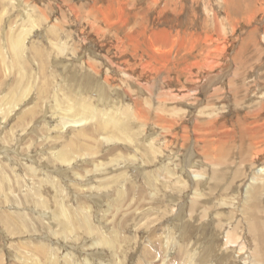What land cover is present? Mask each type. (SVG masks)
<instances>
[{
	"label": "rangeland",
	"instance_id": "obj_1",
	"mask_svg": "<svg viewBox=\"0 0 264 264\" xmlns=\"http://www.w3.org/2000/svg\"><path fill=\"white\" fill-rule=\"evenodd\" d=\"M57 95L88 103L83 122ZM262 130L264 0H0V264L264 258V192L249 189L264 170ZM206 131L225 133L223 151L206 157L195 141ZM84 133L86 155L61 164ZM61 205L70 221L54 217ZM101 237L114 248L92 247Z\"/></svg>",
	"mask_w": 264,
	"mask_h": 264
},
{
	"label": "bare ground",
	"instance_id": "obj_2",
	"mask_svg": "<svg viewBox=\"0 0 264 264\" xmlns=\"http://www.w3.org/2000/svg\"><path fill=\"white\" fill-rule=\"evenodd\" d=\"M236 3V2H235ZM227 4H231V3H227ZM246 7V6H245ZM228 8L230 9L231 8V6L230 5H228ZM236 10H237V8H236ZM239 10V9H238ZM242 11V10H241ZM237 13H238V11H236ZM243 15V14H242ZM248 16V15H247ZM29 33L28 32H25L24 34H20V36H14V39L13 38H11V40H9V41H11L12 42V44H13V47L15 48L14 50H18L19 52H20V49H23L24 47V41L26 40V38H27V35H28ZM16 38V39H15ZM21 47H23V48H21ZM22 51V50H21ZM59 52H60V50H59ZM16 53H17V51H16ZM109 79V78H108ZM25 89V88H24ZM151 95V94H150ZM55 99L57 100V104H56V109H63L64 111H63V114H67V115H69L72 119H75V120H80V122H76L75 120H70L71 122H73L74 124H78V123H81V122H83L82 121V118H79V119H77L76 117L78 116V114H80L81 115V113H84V112H90L89 110H90V107H89V105H88V103H86V102H80L79 104H73V102H72V98L71 97H65V98H60L58 95L57 96H55ZM2 100V99H1ZM17 100V99H16ZM59 104V105H58ZM14 105V104H13ZM62 106H65V109L62 107ZM140 106H141V103H140V101L139 100H137V102H136V109H137V115L140 117V118H143V119H145V120H148V119H150L152 116H150L152 113H150L149 111H142V110H139V108H140ZM263 109V107L261 108V110ZM160 111V110H159ZM164 111V110H163ZM263 112V111H262ZM66 115V116H67ZM68 116V117H69ZM249 116V115H248ZM156 117V116H155ZM156 118H158V117H156ZM163 118H165V117H163ZM115 119L116 118H114V116L113 117H110V121L109 120H107V121H102V123L101 122H99L97 125H98V128H96V130L92 133L93 134V138H95L96 137V134H100V132L101 131H103V130H105V128L106 127H108V125H107V123L108 122H112L113 124H115ZM152 119V118H151ZM160 119L161 118H158L157 120L158 121H160ZM156 120V119H155ZM161 120H163V119H161ZM211 121V120H210ZM70 122V123H71ZM160 123V122H159ZM107 125V126H106ZM116 125V124H115ZM70 126H71V124H70ZM208 126H209V124H208ZM207 126V127H208ZM65 127H68V126H66V124L65 125H63V130L64 129H66ZM173 127H174V124L173 123H170V125L168 126V130L170 131V130H172L173 129ZM196 127H198V125L196 124ZM247 127V126H246ZM120 129V127H117L116 128V130L118 131ZM220 130V129H219ZM85 131V130H84ZM212 131V130H211ZM216 131V130H215ZM240 131H241V129H240ZM249 131V130H248ZM247 131V132H248ZM264 130H262V132H263ZM171 132V131H170ZM173 132V131H172ZM223 133H224V131H222ZM221 132V133H222ZM258 132V130L257 131H252L251 130V133L252 134H249V136L251 137L250 139H252V141H253V146H255V144H257V143H259V142H261V141H257V140H254L255 138H256V136H257V134L259 133H257ZM121 133H124L123 131L121 132ZM198 133V132H197ZM203 133V132H202ZM217 133V132H216ZM227 133V132H226ZM173 134V133H172ZM175 134V133H174ZM230 134V133H229ZM247 134V133H246ZM245 134V135H246ZM171 135V134H170ZM179 135V134H178ZM219 135V134H218ZM244 135V136H245ZM174 136H176V134L174 135ZM199 136V137H198ZM197 136V139L195 140L197 143H199V142H202V143H205L206 144V146L205 147H208L209 149H203V152L206 154V157H209L210 155H212L211 154V152H213V153H216V152H219L220 150H222L223 151V147H221L222 145H225L226 144V142H227V138H226V135H225V133H224V135H222V136H220V137H217V138H215L214 137V135H213V132H208V131H206V135H198ZM208 136H211L210 137V139H208L207 137ZM81 137H87V135H85V133L84 134H82L81 135ZM115 136H113V137H109V138H104V140H106L107 142H111L112 140H113V138H114ZM90 138V137H89ZM89 138H86V144H80V146H78V148L77 149H75V148H72L71 146H67V147H65V149H63V151H62V153L60 154L59 153V157H58V159H59V162L61 163V164H63L64 166L65 165H68V166H72L73 164H74V162L76 161L75 159L78 157V156H85L86 155V153H84L85 151H87L88 150V146L86 147V145H89L88 143H87V140L89 139ZM101 138V137H100ZM120 141H122V140H126L124 137H122L121 135H120ZM168 138V137H167ZM185 139H186V137H184ZM175 139V138H174ZM102 140H103V137H102ZM171 140V139H170ZM90 141V140H89ZM174 141V140H173ZM95 142V141H94ZM113 142H115V140H113ZM170 143H172V142H170ZM169 145V144H168ZM171 145V144H170ZM154 146V145H153ZM169 148V147H168ZM167 148V149H168ZM223 148V149H222ZM153 150V149H152ZM226 151V150H225ZM79 153H83V154H79ZM224 153V152H223ZM260 154L257 152L256 153V156H259ZM195 167V166H194ZM262 173V174H261ZM264 170L263 171H261L260 173H259V175L258 176H256L255 175V179L253 180V183L251 184V187L249 188V189H253L254 190V195H253V197H254V200H255V198L256 197H259V198H261L262 197V195L263 194H261V193H263L264 192ZM193 174H195V177H199L200 176V174L198 173V171L196 172V170L194 171L193 170ZM261 174V175H260ZM168 175L169 176H171L172 177V175H171V172L168 170ZM197 175V176H196ZM180 180V179H179ZM54 188H56V186L54 185L53 186ZM186 187V186H185ZM41 189V188H40ZM248 189V190H249ZM259 191H262L260 194H259ZM249 194H252L251 193V191L249 190ZM35 196H37V197H35L36 198V200H37V203H42V205H40V204H37V206H39L40 208H44V209H47L46 207H45V205L47 206L48 205V201L47 200H45V199H41L40 198V196H41V193L40 192H36V195ZM41 200V201H40ZM56 201V204H59L60 202H58L57 200H55ZM197 204V203H196ZM58 206V205H57ZM58 209H59V212H58V214H54V217L55 218H57V219H60V218H63L64 220L65 219H68L69 221H70V219H72L71 217H72V214L69 212V209H67L65 206H63V205H61V206H59L58 207ZM90 209V208H89ZM84 217H85V220H86V222L87 223H89V220L87 219V217H88V215H84ZM260 219V218H259ZM61 220V219H60ZM81 220V219H80ZM260 221V220H259ZM258 220H256V222L255 223H252L251 225H252V233L254 234V235H257V229H258V227H260V222H259ZM259 222V223H258ZM64 223V222H63ZM86 223V224H87ZM65 224V225H64ZM63 224V232L64 231H66V230H68V231H75L76 229H75V227L73 226V223H64ZM84 228V226L82 227V226H80V229H83ZM261 229H263L262 228V225H261V227H260ZM85 229V228H84ZM237 229V228H236ZM86 232L88 233V234H90V235H93L94 233H95V231H96V228H93V227H91L89 224H87V226H86ZM67 231V232H68ZM229 234V233H228ZM231 235V234H230ZM229 237V236H228ZM258 239H259V237H258ZM232 241V240H231ZM237 242V241H236ZM262 242V241H261ZM233 244V243H232ZM226 245H229V244H226ZM240 245V244H239ZM98 246H100V247H104V246H108V247H111V248H114V246L113 245H111V242L110 241H108L107 240V238L105 237V238H99L96 242H94L93 244H92V247H98ZM237 246V245H236ZM251 248V247H250ZM258 248V247H257ZM255 250V249H254ZM258 251V250H257ZM117 252V251H116ZM248 252V248L246 247V245L244 244V245H241V246H239V253L238 254H240V255H244L245 253H247ZM261 254V253H260ZM254 256V255H253ZM116 257H117V255H116ZM119 257V256H118ZM250 258V257H249ZM49 260V259H48ZM251 260V262H252V264H264V258H262V256H254V260L252 261V259H250ZM54 261V260H53ZM246 262V261H245ZM89 264H90V262H88ZM52 264H57V263H55V262H52ZM250 264V263H249Z\"/></svg>",
	"mask_w": 264,
	"mask_h": 264
}]
</instances>
